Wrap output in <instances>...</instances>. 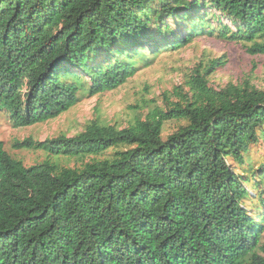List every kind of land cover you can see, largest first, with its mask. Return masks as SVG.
<instances>
[{
    "label": "trees",
    "instance_id": "1",
    "mask_svg": "<svg viewBox=\"0 0 264 264\" xmlns=\"http://www.w3.org/2000/svg\"><path fill=\"white\" fill-rule=\"evenodd\" d=\"M217 33L264 56V0H0V110L16 128L54 120L81 92L124 85L146 54ZM220 66L199 65L179 101L124 129L93 120L71 138L14 143L45 152L40 164L0 142V264H264L263 193L229 164L264 143V91L214 89ZM171 121L185 124L164 139Z\"/></svg>",
    "mask_w": 264,
    "mask_h": 264
},
{
    "label": "rangeland",
    "instance_id": "2",
    "mask_svg": "<svg viewBox=\"0 0 264 264\" xmlns=\"http://www.w3.org/2000/svg\"><path fill=\"white\" fill-rule=\"evenodd\" d=\"M215 13L214 11L212 12ZM233 31L236 30L225 18L221 19ZM214 29H218L219 20L210 17ZM170 25L174 20H169ZM215 36L202 35L192 43L178 50H165L159 55L146 56L137 62L135 75L127 82L111 91L96 96H90L87 91L81 92L79 101L72 109L58 118L31 127L16 128L7 114L0 110V142L13 159L22 162L26 167L42 163L47 158L43 151L16 150V141L33 138L37 141L66 135L71 138L82 133L91 121L96 120L100 125L124 129L136 121L143 119L156 108L164 109L168 101H179L177 88L182 93H188L186 83L199 65H207L210 61L219 60L218 67L208 80L211 87L221 89L228 84L241 85L250 82L256 88L264 91V56H253L247 53L242 41H226ZM86 89L89 86L85 85ZM181 91V90H178ZM184 122L171 121L164 125L163 138L175 132ZM116 150H109L98 159L110 158ZM92 158L83 159L72 157H56L54 161L60 167L79 168ZM250 162H253L250 165ZM229 164L236 173L243 175L250 183L245 187L254 197L259 193L264 196V182H260V167L264 165V143L259 142L250 146L248 156L243 165L234 160ZM252 173L255 177H252ZM255 192V193H254ZM259 202V201H258ZM257 199L247 202L246 206L257 207ZM264 240V234H263ZM264 257V254L261 253Z\"/></svg>",
    "mask_w": 264,
    "mask_h": 264
}]
</instances>
